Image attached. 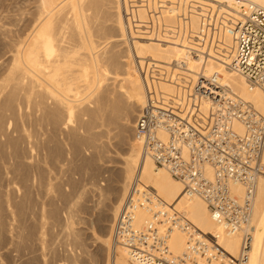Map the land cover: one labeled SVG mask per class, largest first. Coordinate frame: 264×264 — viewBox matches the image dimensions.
Returning <instances> with one entry per match:
<instances>
[{"label": "bare ground", "instance_id": "6f19581e", "mask_svg": "<svg viewBox=\"0 0 264 264\" xmlns=\"http://www.w3.org/2000/svg\"><path fill=\"white\" fill-rule=\"evenodd\" d=\"M140 1L144 0H38L39 18L12 55L7 74L0 80V184L7 176L16 194L0 199V231H11L8 252L16 253L21 264H70L62 260L57 263L52 226L65 229L66 252L75 258L74 248L82 244L74 219L80 208L110 219V229L101 239L107 264H143L114 235L137 179L157 197L156 210L179 212L201 235L218 236L219 244L229 255L236 257L240 253L248 228L225 232L213 221L207 203L199 197H187L183 183L156 167L136 140L119 173L105 179V187L94 185L93 177L90 178L89 183L97 186L88 200L90 205L82 204L87 196L86 186L81 187L72 173L65 184L54 181L52 170L59 157L53 145L63 151L58 132H67L76 155L97 150L98 154L87 160L88 165L97 166L105 149L102 138L115 127H133L137 108L146 102V84H152L155 77L151 72L144 77L138 70L139 62L143 65L152 61L159 65L157 68L170 70L174 77L179 75L173 64L184 57L183 49L167 36L154 38L143 31L149 12ZM145 1L171 4L161 6L157 18L161 27L171 30L178 24L182 5L194 0ZM208 1L231 7L248 2L264 9V0ZM199 22L198 16H191L193 30H198ZM5 32L0 27V33ZM124 45L129 48L124 50ZM188 63L186 78L196 80L201 68L205 73H218L224 86L264 116V91L251 88L226 62L188 59ZM160 89L166 93L174 91L169 83H160ZM126 101L130 104L125 106ZM236 130L242 133L243 127L236 125ZM4 138L7 144L2 142ZM19 145H24V150ZM261 163L264 174V142ZM73 168L76 171L81 166L74 164ZM234 191L238 197L244 196L243 186H236ZM110 196L111 204L104 205ZM34 217L36 221L32 222ZM149 220L145 211L137 212L138 228L145 227ZM249 227L252 245L247 264H264V175L257 180ZM2 240L0 233V247ZM188 241V231L173 230L168 241L170 252L175 256L186 254Z\"/></svg>", "mask_w": 264, "mask_h": 264}, {"label": "built area", "instance_id": "2783aa9c", "mask_svg": "<svg viewBox=\"0 0 264 264\" xmlns=\"http://www.w3.org/2000/svg\"><path fill=\"white\" fill-rule=\"evenodd\" d=\"M139 4L147 5L149 12L143 31L154 38L167 36L184 51V57L173 64L179 71L177 77L152 61L139 62L144 77L149 72L155 76L152 84H146V102L135 119V135L143 154L182 182L187 197L204 200L213 221L225 232L248 229L239 255L231 256L219 244L218 236L201 235L179 212L157 211V197L137 179L116 223L115 239L143 264H247L253 201L263 172L264 116L224 86L220 74L205 73L202 68L196 80L185 74L190 70L188 59H220L251 88L264 91V9L248 2L231 7L194 0L182 5L178 24L170 30L157 20L161 6H170L169 2L144 0ZM192 15L199 17L198 30L190 26ZM160 83L171 84L174 91L163 92ZM236 125L243 127L242 133ZM239 185L244 187L242 198L234 191ZM140 210L150 216L143 228L136 226ZM176 229L189 235L188 250L182 256L173 255L168 245Z\"/></svg>", "mask_w": 264, "mask_h": 264}, {"label": "rangeland", "instance_id": "374dc122", "mask_svg": "<svg viewBox=\"0 0 264 264\" xmlns=\"http://www.w3.org/2000/svg\"><path fill=\"white\" fill-rule=\"evenodd\" d=\"M37 6L38 0H0V27L6 30L4 34L0 33V80L7 74L12 55L36 24L39 18ZM128 46L124 45V50L129 48ZM127 104H130V102L126 101L125 106ZM139 110L140 108H137L132 118L133 127H115L112 132L102 138L105 149L102 152V160L99 164L97 163V166H90L87 163L89 158L98 154L97 150L89 149L81 155H76L72 150V142L67 132H58L57 140L62 144L63 151L58 150L56 145L52 144L54 153L59 157L56 168L52 170L54 181L65 184L72 173L73 178L81 184V187L86 186L87 196H85L86 199L82 200V204L90 205L88 200L92 198V190L97 186L105 187L104 185L107 184L105 179L111 177V174L119 173L131 143L134 140L139 142L135 135L134 126ZM120 123L122 124L123 121H120ZM2 142L7 144L5 138ZM24 147V145H19L21 150H24ZM74 164H78L81 168L75 171ZM262 175H264L263 172ZM91 177H93L94 185L97 186H92L89 183ZM7 178L6 176L0 184V199H5L7 195H16L14 185ZM67 189L70 190L71 188L67 187ZM16 198L20 201L19 197ZM59 204L65 207L63 202ZM110 204L111 196L106 197L104 201V205L109 206ZM74 219L76 230L81 232L82 242L74 248L75 258L69 257L66 252L68 247L66 245L65 229L59 225L52 226L57 263L62 260L70 264H107V251L101 239L105 238L107 231L110 229V219L107 221L104 215H99L98 212L93 213L87 208L78 209ZM35 221L36 218L34 217L32 222ZM0 233L3 237L0 247V264H21L16 253L8 252V246L12 241L11 231H0Z\"/></svg>", "mask_w": 264, "mask_h": 264}]
</instances>
